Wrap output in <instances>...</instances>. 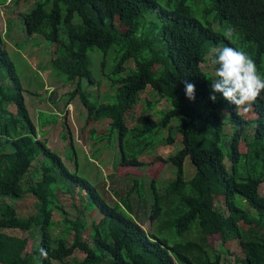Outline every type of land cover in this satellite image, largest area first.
Listing matches in <instances>:
<instances>
[{"label":"trees","instance_id":"16d2710c","mask_svg":"<svg viewBox=\"0 0 264 264\" xmlns=\"http://www.w3.org/2000/svg\"><path fill=\"white\" fill-rule=\"evenodd\" d=\"M172 1L173 7L165 9L157 0H37L20 15L27 36H40L53 45L50 66L64 82L86 80L92 86L88 53L99 52L104 59L113 49V66L102 75L113 88V104H97L90 100L91 93L78 87L67 96L71 100L78 94L86 122L109 121L94 139L100 142L113 131L118 133L121 167L138 166L137 158L154 145L144 134L162 131L177 118L181 147L162 160L173 167L174 178L159 187L154 180L147 186L148 221L153 225L149 230L136 221L139 215L128 201L135 194L146 205L139 181L132 180L124 197L115 192L117 200L105 201L99 187L69 173L45 141L36 138L0 32V264H223L208 243L213 235L222 245L232 243L241 264H264V194L258 192L264 183V100L258 99L246 114L218 93L212 103L200 68L212 48L231 46L248 52L264 75V0H208L202 14L212 18L206 24L193 17L186 4L192 0ZM4 3L0 0V5ZM145 13L159 23L156 48L139 22ZM212 24L223 32L214 31ZM229 30L231 39L224 35ZM130 60V72L117 77ZM185 79L195 85L193 101L185 97ZM146 87L169 108L159 121L137 117L138 126L127 129L124 119L133 113L138 94ZM219 109L227 111L229 131L223 132ZM128 132L129 141L123 144ZM159 138L156 134L154 143ZM221 138H226L224 144ZM166 142L171 143V137ZM241 142L244 152L238 148ZM38 156L40 179L23 189L22 180ZM185 158L194 169L188 180L183 176ZM25 193L34 199V212L19 218L14 201ZM73 194L85 211L99 215L88 231L85 221L66 218L59 207L60 195ZM54 211L61 217V233L72 234L68 245L59 238L52 246ZM4 229L20 235H8ZM31 231L38 233L36 240L25 236ZM75 252L82 256L78 261L72 260Z\"/></svg>","mask_w":264,"mask_h":264},{"label":"rangeland","instance_id":"374dc122","mask_svg":"<svg viewBox=\"0 0 264 264\" xmlns=\"http://www.w3.org/2000/svg\"><path fill=\"white\" fill-rule=\"evenodd\" d=\"M15 1L5 0V3L0 5V32L4 49L21 85L25 108L31 123L35 126L36 138L45 141L48 149L59 157L69 173L85 179L92 186L99 187L97 191L101 189L98 193L103 195L105 201L117 200L115 192L124 197L130 190L132 180L139 181L144 193L143 202L146 205L142 206L135 194H130L128 201L131 204L132 212L139 215V220L136 219V221L142 229L153 228V225L148 221L151 193L147 186L150 181L154 180L155 185L158 183L159 187L160 184H165L174 178L173 167L163 164L162 160L173 155L181 147L180 135L175 130L178 123L177 118H173L162 131L159 129L144 134L145 140H149L154 145L137 158V161L140 162L138 166L121 167L118 165L121 157L118 133L113 131L110 137L95 142L94 138L103 133L109 121L91 122L89 120L86 122V113L78 100V94H75L71 100L67 96L74 88L78 87L81 92L91 93L90 100L97 104H113L111 96L113 88L110 87L109 80L102 79V75L107 74L113 66V49L109 50L104 59L99 52L88 53L89 71L95 80L92 86H88L86 80L64 82L63 77L50 66V61L54 58L53 45L45 42L40 36H27L23 31L20 15L26 13L37 0ZM157 4L165 9H171L174 2L172 0H157ZM186 4L196 20L202 24H206V21L210 22L212 16H203L202 14L208 5V0H192ZM139 22L148 38L154 39L152 46L156 48L158 43L154 37L157 32L156 26L159 25L158 21L150 13H145ZM211 28L214 31L223 32L220 27L217 28L213 24ZM225 33L224 31V35ZM210 54L211 50L206 55L204 62L200 64L209 87L215 78ZM102 60L103 69L100 67ZM123 67L124 70L117 77L126 76L130 72L129 68L133 67V63L131 60L127 61ZM168 108L169 105L163 98H159L146 87L138 94V101L133 108V113L131 112L132 115L128 114L124 119V124L127 129L136 128L138 126L136 118L142 116L159 121ZM218 113L223 123V132H225V129L228 130L226 128L227 116L224 115L227 111L219 109ZM140 129H145V126H140ZM156 134H160V138L154 143ZM129 135L130 132L124 136L123 144L129 141ZM168 137H171V143L166 142ZM225 141L226 138H221V144H224ZM133 144L134 141L129 142V146ZM238 148L240 152L245 151L242 142ZM41 160L42 157L38 156L31 163L21 183L23 189L39 181ZM193 171L192 166H189L188 159L185 158L183 162L184 179H190ZM258 192L264 194V183L259 185ZM33 205L34 199L25 193L17 202L14 201V209L18 213L16 215L19 218L27 217L34 212ZM59 207L65 212L66 218L73 219L74 216H78L82 221H85V231L89 230L92 221H97L99 218L95 210L85 211L83 204H80V199L75 194L71 197L60 195ZM51 219L53 227L49 230V238L52 241V246L59 238L64 240L66 245L71 243L72 234L65 236L61 233L63 226L59 213L54 211ZM2 232L13 236L20 235L12 230L4 229ZM25 236L31 240L33 237L36 240L38 233L31 231ZM190 238H194L193 232L190 234ZM207 240L223 264H241L240 255L234 250L232 243L222 245L216 235L208 237ZM72 257L73 261L82 258L79 252H75ZM34 264L39 263L35 262ZM53 264L60 263L53 261Z\"/></svg>","mask_w":264,"mask_h":264},{"label":"clouds","instance_id":"9594fccd","mask_svg":"<svg viewBox=\"0 0 264 264\" xmlns=\"http://www.w3.org/2000/svg\"><path fill=\"white\" fill-rule=\"evenodd\" d=\"M232 35L231 30L225 33L227 39H231ZM211 54L215 78L211 81L208 99L216 103L218 93L235 110L245 114L251 112L258 99L264 100L261 95L264 93V75L254 59L245 50L231 46L211 49ZM182 83L185 97L189 101L195 100V85L187 79L182 80ZM224 115L228 116L227 113ZM40 253L47 258L44 249H40Z\"/></svg>","mask_w":264,"mask_h":264}]
</instances>
